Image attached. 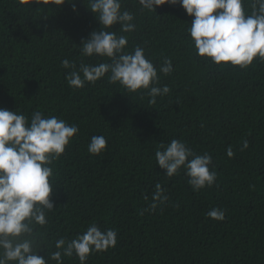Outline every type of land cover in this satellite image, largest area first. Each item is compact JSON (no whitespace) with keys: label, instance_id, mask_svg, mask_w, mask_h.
I'll return each instance as SVG.
<instances>
[{"label":"trees","instance_id":"trees-1","mask_svg":"<svg viewBox=\"0 0 264 264\" xmlns=\"http://www.w3.org/2000/svg\"><path fill=\"white\" fill-rule=\"evenodd\" d=\"M243 6L250 14L251 0ZM121 7L134 14L135 30H109L128 37L125 52L142 47L157 69L172 61L156 85L170 92L155 104L146 90L129 92L108 74L83 88L68 85L64 59L77 68L110 63L82 54V41L102 27L90 0H0V108L29 121L39 111L79 129L49 165L54 210L34 226V248L56 264L55 242L95 223L115 230L117 244L92 252L86 264H264V60L240 68L198 56L189 33L194 17L180 4L149 11L121 0ZM100 135L106 150L92 155L88 145ZM172 139L212 157L214 186L193 191L183 170L169 178L158 167L155 150ZM157 183L168 200L153 211ZM213 208L225 210L223 221L206 215ZM62 261L80 264L75 254Z\"/></svg>","mask_w":264,"mask_h":264},{"label":"clouds","instance_id":"clouds-1","mask_svg":"<svg viewBox=\"0 0 264 264\" xmlns=\"http://www.w3.org/2000/svg\"><path fill=\"white\" fill-rule=\"evenodd\" d=\"M26 2V0H25ZM45 3L48 0H44ZM66 0H55L63 5ZM143 9L155 11L157 7L180 4L190 17H194L189 29L197 55L210 59L216 65H232L247 68L256 58L264 60V0H251V13L246 14L243 0H138ZM75 7L73 11H75ZM90 11L96 16L99 31H93L82 41V54L87 57H107L110 63L97 65L80 64L79 68L68 59L62 67L71 69L66 76L69 86L83 88L86 82L95 83L108 74L110 83H119L129 92L146 90L155 104L157 96L170 92L168 86L157 87L158 71L169 75L173 71L172 61L165 59L157 69L146 57L142 47L125 52L128 37L110 31L120 25L122 33L135 30L134 14L122 10L121 0H90ZM77 126L69 125L56 116L45 118L35 111L31 120L17 111L0 108V264H48L34 248V226L47 223L46 211L54 210L50 183L52 164L64 153ZM104 136H93L88 152L100 155L106 150ZM248 142H243V148ZM227 156L233 157L232 148ZM155 159L160 169L171 178L181 170L188 177L193 191L214 186L217 172L211 167L209 154H195L186 142L172 139L169 144L159 143ZM168 200L161 184L155 192L149 208L155 211ZM216 221L225 219V210L213 208L206 214ZM117 244V232L101 230L95 223L75 239L55 242L57 251L50 259L63 264L62 256L78 257L86 264L92 252H103Z\"/></svg>","mask_w":264,"mask_h":264}]
</instances>
